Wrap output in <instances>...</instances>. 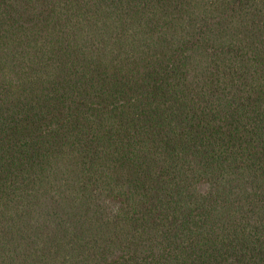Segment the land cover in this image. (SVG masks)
I'll use <instances>...</instances> for the list:
<instances>
[{
    "label": "trees",
    "instance_id": "16d2710c",
    "mask_svg": "<svg viewBox=\"0 0 264 264\" xmlns=\"http://www.w3.org/2000/svg\"><path fill=\"white\" fill-rule=\"evenodd\" d=\"M0 264H264V0H0Z\"/></svg>",
    "mask_w": 264,
    "mask_h": 264
}]
</instances>
